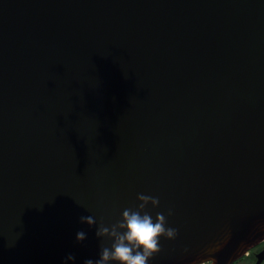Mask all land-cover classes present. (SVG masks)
Listing matches in <instances>:
<instances>
[{
    "label": "water",
    "instance_id": "95a60500",
    "mask_svg": "<svg viewBox=\"0 0 264 264\" xmlns=\"http://www.w3.org/2000/svg\"><path fill=\"white\" fill-rule=\"evenodd\" d=\"M138 194L149 264L264 239V0H0V264L99 259Z\"/></svg>",
    "mask_w": 264,
    "mask_h": 264
},
{
    "label": "clouds",
    "instance_id": "9594fccd",
    "mask_svg": "<svg viewBox=\"0 0 264 264\" xmlns=\"http://www.w3.org/2000/svg\"><path fill=\"white\" fill-rule=\"evenodd\" d=\"M137 199L140 201L136 208H126L122 212V218L111 226L100 224L96 235L98 238H108L111 245L101 244L100 258L96 260L87 259L84 264H149V261L163 251L160 238L175 240L179 234L177 228L169 227L167 217L163 213H157L155 220L147 206L159 207L160 199L145 194H138ZM174 214L172 209L168 210L167 215ZM81 223H87L90 226L96 224L92 216H83L80 218ZM77 241L83 242L87 239L84 231L77 233ZM259 243H264L261 239ZM243 248V244L241 245ZM251 247H247L242 255L231 261V264H237L243 256H246ZM189 250L184 249L187 253ZM212 252L218 251V248L211 249ZM66 260H75V256L69 254ZM193 264H216L213 258L194 261ZM264 264V262H262Z\"/></svg>",
    "mask_w": 264,
    "mask_h": 264
},
{
    "label": "flooded vegetation",
    "instance_id": "af4514ba",
    "mask_svg": "<svg viewBox=\"0 0 264 264\" xmlns=\"http://www.w3.org/2000/svg\"><path fill=\"white\" fill-rule=\"evenodd\" d=\"M261 251L263 252L262 253L263 254V258L261 259L259 264H262V262H264V243H258L257 245H255L254 247H252L250 249V253H251L252 257H253L252 260L254 261V263L257 260V256H258L259 253H261Z\"/></svg>",
    "mask_w": 264,
    "mask_h": 264
},
{
    "label": "rangeland",
    "instance_id": "374dc122",
    "mask_svg": "<svg viewBox=\"0 0 264 264\" xmlns=\"http://www.w3.org/2000/svg\"><path fill=\"white\" fill-rule=\"evenodd\" d=\"M252 259L253 257L249 251L246 256L242 257V259L237 261V264H254V261Z\"/></svg>",
    "mask_w": 264,
    "mask_h": 264
}]
</instances>
